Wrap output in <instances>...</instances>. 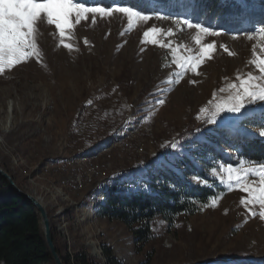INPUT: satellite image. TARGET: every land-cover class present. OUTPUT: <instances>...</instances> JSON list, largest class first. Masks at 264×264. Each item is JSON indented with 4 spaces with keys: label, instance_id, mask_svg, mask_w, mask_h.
Instances as JSON below:
<instances>
[{
    "label": "rangeland",
    "instance_id": "374dc122",
    "mask_svg": "<svg viewBox=\"0 0 264 264\" xmlns=\"http://www.w3.org/2000/svg\"><path fill=\"white\" fill-rule=\"evenodd\" d=\"M115 6L124 5L96 7ZM163 9L180 19L188 10ZM189 18L221 35L204 39L216 45L212 58L195 73L184 71L179 83L175 73L183 70L173 64L170 50L142 43L143 33L152 27L165 33L173 29L174 36L160 39L173 47L184 45L182 54L187 55L189 48L198 53L192 41L195 30L179 31L171 19L134 21L129 27L127 18L117 12L104 17L88 13L79 24L73 18L64 40L72 45L71 51L60 46L54 26L40 23L36 33L40 62L33 56L0 73V168L43 206L70 264H76L78 252L99 264H108V257L116 264H264L259 206L241 205L247 194L235 187L230 190L226 171H221L264 163L243 161L221 142L210 144L230 162L214 154L206 157L213 167L208 176L222 187L215 197L217 206H210L212 199L193 216L156 220L154 238L146 245H137L122 224L98 217L99 206L89 208L90 197L110 186L128 195L141 183L146 186L158 171L188 175L190 159L200 166L195 156L199 143L213 134L224 135L222 117L244 113L228 130L264 139L260 136L264 101L259 99H246L240 113L221 112L215 123H209L215 105L236 91L231 85L239 88L249 76L252 83L264 84L252 63L254 51L264 56L259 50L264 4L252 6L234 24H208L192 11ZM221 44L234 55L229 56ZM253 119L260 122L259 128L248 126ZM110 136L108 147L98 148L91 157L81 156ZM54 173L60 175V183Z\"/></svg>",
    "mask_w": 264,
    "mask_h": 264
},
{
    "label": "trees",
    "instance_id": "16d2710c",
    "mask_svg": "<svg viewBox=\"0 0 264 264\" xmlns=\"http://www.w3.org/2000/svg\"><path fill=\"white\" fill-rule=\"evenodd\" d=\"M83 3L86 6H109L115 3L140 6L141 0H83ZM158 3L174 11L190 9L201 21L208 24L215 21L234 24L236 19L238 20L252 6L264 4V0H158ZM143 11L147 12L148 9L144 8ZM247 122L248 126L257 128L261 126L257 119ZM222 130L224 135L213 134L209 141L199 143V153H195V156L200 166L194 165L190 159L188 175L182 176L173 171L169 173L158 171L146 186L141 183L128 195H125L123 189H118L115 185L110 186L103 193L104 203L97 208L96 215L109 222L122 224L131 233L134 242L140 246L153 240V224L156 220L171 221L181 215L193 216L200 212L222 191L217 180L208 176V170L213 167L212 160H206V157L214 154L223 162H230L227 157L214 150L210 141L221 142L243 161L254 164L264 163L263 138L228 129ZM112 138V136L104 138L96 143L97 147L83 151L81 156L91 157L98 148L108 147ZM63 162L65 161L56 164ZM6 171L15 181L14 176ZM55 179L60 183L61 177L58 173L55 174ZM72 180L75 188V180ZM51 232L62 264H70V259L65 251L62 252L52 228ZM75 262L99 264L85 252H78ZM0 264H54L49 255L37 211L33 205L15 194L1 177ZM108 264H116V262L108 257Z\"/></svg>",
    "mask_w": 264,
    "mask_h": 264
},
{
    "label": "snow or ice",
    "instance_id": "6c2138e0",
    "mask_svg": "<svg viewBox=\"0 0 264 264\" xmlns=\"http://www.w3.org/2000/svg\"><path fill=\"white\" fill-rule=\"evenodd\" d=\"M148 9L147 12L143 9ZM112 12L122 14L127 18L129 27L136 22H147L151 19L156 20H172V23L178 26L179 31L194 29L195 34L192 36V41L198 46V53L192 54V49H186L189 53L182 54V49L185 48L182 44H177L173 47L171 42H164L160 37H172L176 31L169 29L166 33L162 29L152 27L143 33L144 40L152 45L160 48H167L171 52L173 64L178 71L175 73L179 83V78L184 74V71L196 72L197 68L204 62L205 59H211L212 54L216 50L214 43H204L206 37H215L221 35L220 32L213 30L211 27L204 26L200 22H195L189 18L190 9L184 13L185 18H173L170 13H165L158 0H141V5L131 6H115L112 8L86 6L83 0H0V73L7 69L31 59L33 56L36 62H40V50L37 47L36 33L40 23L46 22L47 26H54L56 34L60 37V46L68 51L72 50V45L64 43L68 33L73 28V18L75 23L79 24L82 19L87 18L88 13L95 16L97 13L101 17L109 16ZM248 39H253L248 36ZM259 45L260 53H264V28L260 29ZM85 43H87L85 41ZM229 56L234 53L228 51L223 44L220 45ZM253 56L256 57L252 63L262 74L260 80H264V56L257 55L254 51ZM254 78L249 76L246 80H241L239 88L236 85H231L230 88L236 89L234 93H230L227 100H223L215 105V111L212 113V119L209 123L216 122V116L221 112L240 113L244 108V101L247 99L253 102L257 99L264 101V84L252 83ZM224 91V89H221ZM163 104V100L158 101ZM203 111V109H202ZM244 113L239 117H222L223 126L225 129L231 128L236 122L243 118ZM260 136H264V131L260 132ZM226 171L229 180V189L237 188L240 192L247 194V199H241V205L259 206V219L264 220V165L247 166L242 165L240 168H232L228 166ZM213 175L216 174L215 169ZM211 207L217 206V200L214 198L211 202ZM250 214L255 216L256 213L250 211Z\"/></svg>",
    "mask_w": 264,
    "mask_h": 264
},
{
    "label": "water",
    "instance_id": "95a60500",
    "mask_svg": "<svg viewBox=\"0 0 264 264\" xmlns=\"http://www.w3.org/2000/svg\"><path fill=\"white\" fill-rule=\"evenodd\" d=\"M0 177L8 183V185L14 191L15 194H17L22 199H24L25 201L33 205V207L37 211L39 218H40L42 232H43V235L46 241V245H47L51 260L53 261L54 264H62V261L53 243L50 222H49V219L47 217L46 211L43 208V206L40 204V202L36 198L32 197L28 193L19 189L17 185L15 184V182L13 181L12 177L1 168H0Z\"/></svg>",
    "mask_w": 264,
    "mask_h": 264
},
{
    "label": "bare ground",
    "instance_id": "6f19581e",
    "mask_svg": "<svg viewBox=\"0 0 264 264\" xmlns=\"http://www.w3.org/2000/svg\"><path fill=\"white\" fill-rule=\"evenodd\" d=\"M131 133V132H130ZM121 139H123V138H121ZM127 139V138H126ZM120 140V139H119ZM131 140V139H130ZM122 143H124V142H122ZM121 146V145H120ZM115 147V146H114ZM83 160H85V159H83ZM94 160V159H93ZM87 161V160H86ZM91 166H92V164H91ZM90 166V167H91ZM87 177H89V176H87ZM77 183H78V185L80 186H83V182L81 183V181L80 180H78L77 181ZM98 190H99V188H98ZM104 194H103V192L101 191L100 192V195L99 196H97V197H90V202L88 201V203H89V208L90 209H95V207L96 206H100V205H102L103 203H104V196H103ZM95 196V195H94ZM96 199V200H95ZM91 211V210H90ZM89 216V215H88ZM62 229L64 228V226L63 227H61ZM91 243V242H90ZM91 245H92V243H91ZM93 250L94 251H96L97 250V247H96V245H95V243H93Z\"/></svg>",
    "mask_w": 264,
    "mask_h": 264
},
{
    "label": "crops",
    "instance_id": "0c3cea01",
    "mask_svg": "<svg viewBox=\"0 0 264 264\" xmlns=\"http://www.w3.org/2000/svg\"><path fill=\"white\" fill-rule=\"evenodd\" d=\"M105 220V219H104Z\"/></svg>",
    "mask_w": 264,
    "mask_h": 264
}]
</instances>
